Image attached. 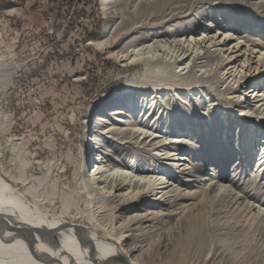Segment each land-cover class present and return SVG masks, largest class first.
Wrapping results in <instances>:
<instances>
[{
  "label": "rangeland",
  "instance_id": "rangeland-1",
  "mask_svg": "<svg viewBox=\"0 0 264 264\" xmlns=\"http://www.w3.org/2000/svg\"><path fill=\"white\" fill-rule=\"evenodd\" d=\"M73 1L0 0L1 18L11 19L18 29L12 34L10 28L5 29L13 40L6 42L10 51L0 63V68L4 67L0 83L10 72L13 77L0 90V172L18 181L4 177L8 186L24 191L26 185L18 180L24 170V177L44 201L42 208L58 215L64 207L71 208L69 219L73 223L90 226L102 236L110 233L111 238L119 239L131 259L142 264H264V220L257 214L256 200L234 201L219 195L214 199L212 194L201 202L195 195L186 203L196 205L182 214L181 210L172 213L177 209L175 198L167 203H145L142 210H120L112 198L107 203L95 195L81 178L89 174L99 157L111 167L129 163L161 174L167 167L157 157L163 144L129 132L138 122L158 135L159 141L172 140L185 124L195 131L194 137L201 145L180 149L192 153L190 167L197 179L188 177L182 186L180 180L174 183L181 186L183 194L203 192L222 178L259 182L264 171L244 168L247 156L239 139L246 127L236 122L240 120L236 109L226 117L234 123L230 138L222 137V110L203 93L208 91L227 104L225 87L216 78L211 83L193 80L182 68L176 70L177 74L171 67L161 70L167 79L180 85L177 96L167 92L149 118L144 110L138 118L121 117L125 121L122 127L115 125L117 129L101 136L103 153L92 149L89 138L95 136L94 117L117 100L136 76L137 82L144 79L146 69L141 64L122 67L94 45L104 37L108 22L104 0ZM115 10L117 15H111L117 21L115 33L121 28L132 30L128 38L121 40L117 48L121 51L146 41L171 42L191 36L202 39L211 29L228 30L235 25L245 27L243 35L255 30L256 35L264 37V10L246 0H115ZM74 18L78 23L73 22ZM62 26L65 39L60 47L50 30ZM246 28L253 30L248 32ZM20 65L22 71L14 77ZM32 85L39 87L35 95L30 90ZM259 140L264 141L261 135ZM209 155H213L210 161ZM224 185L233 192L230 183ZM137 214L152 218L144 225V232L133 225ZM200 217L203 230L197 227ZM92 218L99 226L90 221ZM177 255L182 256L181 260Z\"/></svg>",
  "mask_w": 264,
  "mask_h": 264
},
{
  "label": "bare ground",
  "instance_id": "bare-ground-1",
  "mask_svg": "<svg viewBox=\"0 0 264 264\" xmlns=\"http://www.w3.org/2000/svg\"><path fill=\"white\" fill-rule=\"evenodd\" d=\"M246 1H250L251 5L259 6L264 10V1L256 4L252 3V0ZM104 9L108 18L105 35L94 45L101 49L107 58L115 59L122 67L141 64L145 67L146 72L144 79L137 82L136 76V79H133L132 83L124 88V92L117 100L94 117L92 132L95 136L92 135L89 138L92 149L94 148L98 153L103 151L101 136L117 129L115 125H121L118 128L122 127L125 121L121 117L126 116L132 119L136 116L138 118L143 110L146 117L153 109L156 110L167 92L177 96L180 85L167 79L161 70L171 67L177 74L179 71L176 70L182 68L181 71L187 70L186 75L193 80L211 83L216 78L218 84L222 88L225 87L223 96L227 104L219 102V99L208 94V91H205L203 95L211 100L212 105H217L218 110H222V120L225 123L222 137H225L226 140L230 138L234 125L233 120L226 117L230 110L236 109L237 117L240 119V122H236L244 123L246 127L245 133L239 139L244 156H247L244 168L249 170L250 167H254L256 172L262 173L264 171V141L260 142L259 140L260 135L264 139V37L262 34L256 35L255 30L246 28L248 32L253 30L251 35H255H243L245 27L239 29L235 25L228 30L219 28L218 31H215L211 29L202 39L191 36L171 42L146 41L132 46V50L127 48L125 51H121L117 49L121 40L128 38L132 34V30L128 28L122 30L121 28L118 33H115L114 28L117 21L115 22V16H111L117 15L115 0H104ZM129 28L131 27L129 26ZM20 68L21 65L14 75L22 69ZM11 77L12 72L0 83V90L4 88L5 84L11 82ZM199 88L201 87L199 86ZM149 99L150 104L147 102ZM112 121H116V124ZM185 125L182 129L177 130V135L172 140L167 141H159L160 137L154 135L149 127L142 122H138L130 130L128 128L129 132L138 133L140 136L144 135V139H151V141L159 142L156 144H163L157 157L163 161L162 165L167 167L161 174L155 173L154 175L149 168L138 169L129 163L124 167H111L107 161L99 157L92 170L88 172L89 174H84L81 178L90 185L95 195L103 198L107 203L112 198L111 202L117 204V208L120 210L123 208L142 210L140 207L145 203H167L175 198L178 202H175L177 209L172 213L178 214V210H181L182 214L190 210L191 206L196 205L186 203L188 200L194 199L195 195H199L197 199L202 202L214 194V199L219 195V197L234 201L241 198L256 200L259 207L257 206V210H254L264 220V178L259 182L257 180L246 182L242 179L238 183L218 177V183L208 186L203 192L200 191L194 195L183 194L181 186L184 185L186 178L194 177V172L190 167L192 153L181 152L180 149L181 147L194 149V144L196 147L201 145L200 140L196 141L194 137L195 131L189 124ZM212 156H207V160L210 161ZM218 160L221 161L220 156ZM237 164V167H240L239 161ZM4 177L16 180L10 174L5 175L0 172V264H142L138 260L131 259L122 248L119 239L111 238L110 233L102 236L90 226L73 223L69 219L71 208L64 207L59 215L42 208L44 201L31 185L32 183L24 177V170L21 171V176L18 179L26 185L24 191H19L13 186L10 188ZM179 180L181 186L178 184L175 186L174 183ZM16 182L18 181L16 180ZM225 183H230L233 192L226 189ZM205 187L207 186L205 185ZM222 189H225L224 192ZM255 196L260 198L256 199ZM249 207L251 208V206ZM82 213L78 211V214ZM151 219L145 214H137L132 221L136 229L144 232L146 229V227L144 229V225ZM95 220V218L90 219L95 226H99ZM197 227L201 230L204 229L201 217L197 221ZM128 229H131L130 226ZM180 257L182 258V256ZM180 257L179 260H181Z\"/></svg>",
  "mask_w": 264,
  "mask_h": 264
},
{
  "label": "built area",
  "instance_id": "built-area-1",
  "mask_svg": "<svg viewBox=\"0 0 264 264\" xmlns=\"http://www.w3.org/2000/svg\"><path fill=\"white\" fill-rule=\"evenodd\" d=\"M77 1H78V0H74V1H73V4H76ZM73 22H74V23H78L77 18H74V21H73ZM58 24H59V23H58ZM7 27L10 28V29H9V30H10V31H9V34H12L13 32H17L16 30H18V29H16V26L13 24V21H12L11 19L5 20V18H1V15H0V63H1L2 61H4V60H2V58H4V57L6 56L5 54H6V53L8 54L9 51H10L9 43H8V45H6V42H7L8 40H13V39H9V38H8L9 35L6 34V30H5V29H6ZM50 31H52V38H54V39H53L54 42H55L56 44H59L60 47H61V43H62V42L64 41V39H65V36H64L65 27L62 26L61 29H58V30H56V31L52 28V30H50ZM59 54L61 55V54H62V51L59 50ZM41 62H43V59L41 60ZM21 71H22V70L18 71V72L14 75V77H15L16 75H19ZM3 73H4V67L0 68V76H2ZM38 89H39V87L36 86V88H34L33 85H32V87L30 88V90H31V92L33 93V95H35V94L37 93ZM34 97H35V96H34Z\"/></svg>",
  "mask_w": 264,
  "mask_h": 264
}]
</instances>
